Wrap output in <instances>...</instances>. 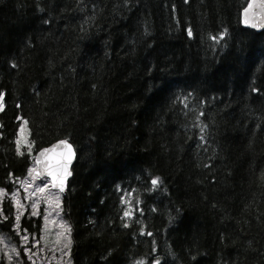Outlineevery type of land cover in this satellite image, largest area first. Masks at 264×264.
<instances>
[{
	"label": "trees",
	"instance_id": "trees-1",
	"mask_svg": "<svg viewBox=\"0 0 264 264\" xmlns=\"http://www.w3.org/2000/svg\"><path fill=\"white\" fill-rule=\"evenodd\" d=\"M248 1L0 0V232L22 254L43 214L17 223L11 194L66 139L72 264H264V31L243 27Z\"/></svg>",
	"mask_w": 264,
	"mask_h": 264
},
{
	"label": "rangeland",
	"instance_id": "rangeland-1",
	"mask_svg": "<svg viewBox=\"0 0 264 264\" xmlns=\"http://www.w3.org/2000/svg\"><path fill=\"white\" fill-rule=\"evenodd\" d=\"M25 129H28L26 121L22 125V132L19 136L20 148L27 142ZM33 170L34 167L31 169V174ZM45 185L47 188L43 193L37 191L38 188ZM3 195H6V192L0 189V211ZM11 196H13L16 217L21 218L27 209L35 215L42 212V232L40 237H30L27 234L20 236L23 243V254L8 236L0 232V263L26 264L25 261H29L30 264H72L70 257L71 229L64 218L61 192L52 189L50 181L46 177L28 176ZM33 204L36 205L35 208L32 207ZM16 228L19 230V224L16 225ZM24 236H28V240H24Z\"/></svg>",
	"mask_w": 264,
	"mask_h": 264
},
{
	"label": "water",
	"instance_id": "water-1",
	"mask_svg": "<svg viewBox=\"0 0 264 264\" xmlns=\"http://www.w3.org/2000/svg\"><path fill=\"white\" fill-rule=\"evenodd\" d=\"M247 9V11H245ZM241 22L243 27L253 29L257 32L264 31V0H249L245 9L241 13ZM61 141H66L67 144L72 146V156L67 162V170L70 175L64 177L63 193H66L68 187V181L72 176V167L76 159V149L72 143L68 140H58L48 147L39 150L36 154L35 162L37 168L35 169L34 177L48 176L51 179L53 187V177L50 176L49 170L51 169L54 173L57 172L58 163L61 161L62 154H65L67 149L66 146L61 144ZM58 174V173H57ZM55 189H60L57 183Z\"/></svg>",
	"mask_w": 264,
	"mask_h": 264
},
{
	"label": "snow or ice",
	"instance_id": "snow-or-ice-1",
	"mask_svg": "<svg viewBox=\"0 0 264 264\" xmlns=\"http://www.w3.org/2000/svg\"><path fill=\"white\" fill-rule=\"evenodd\" d=\"M245 11H247V9ZM189 35H191V31H189ZM0 96H2V94H0ZM60 143L66 146L67 151L65 154H62L61 161L58 163V166H57V172L54 173L50 169L48 174L53 177V187H56L57 183H58L60 186V190L63 191L64 177L66 175H70V173L67 170V162L71 159V156H72V146L70 144H67L66 141H61ZM151 184L153 186L157 185L158 184V178L152 179ZM46 188H47V185H45L42 188H38L37 191L43 193ZM32 207L35 208L36 205L33 204ZM125 215H129V213H125ZM16 219H17V221H19L20 217L17 216ZM147 234L151 235V233H147ZM28 238H29L28 236L23 237L24 240H28ZM69 243H70V241H69ZM17 254H19V253H17ZM139 264H143V262L141 261V262H139ZM153 264H160V262H159V260H155V261H153Z\"/></svg>",
	"mask_w": 264,
	"mask_h": 264
}]
</instances>
